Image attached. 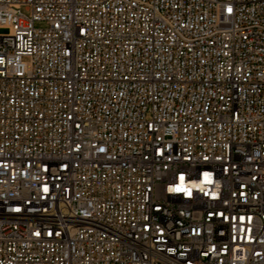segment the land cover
I'll list each match as a JSON object with an SVG mask.
<instances>
[{
	"label": "built area",
	"instance_id": "obj_1",
	"mask_svg": "<svg viewBox=\"0 0 264 264\" xmlns=\"http://www.w3.org/2000/svg\"><path fill=\"white\" fill-rule=\"evenodd\" d=\"M0 264H264V0H0Z\"/></svg>",
	"mask_w": 264,
	"mask_h": 264
},
{
	"label": "rangeland",
	"instance_id": "obj_2",
	"mask_svg": "<svg viewBox=\"0 0 264 264\" xmlns=\"http://www.w3.org/2000/svg\"><path fill=\"white\" fill-rule=\"evenodd\" d=\"M23 10L26 12L25 9H23ZM36 24H37V26H40V27L47 26L46 22H44V21H38ZM6 31H7V29H2V32H6Z\"/></svg>",
	"mask_w": 264,
	"mask_h": 264
}]
</instances>
